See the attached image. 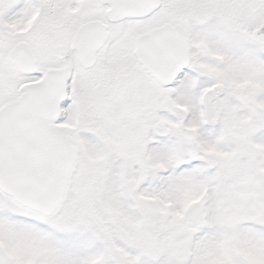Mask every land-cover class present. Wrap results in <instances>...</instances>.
Wrapping results in <instances>:
<instances>
[{
	"label": "snow or ice",
	"instance_id": "1",
	"mask_svg": "<svg viewBox=\"0 0 264 264\" xmlns=\"http://www.w3.org/2000/svg\"><path fill=\"white\" fill-rule=\"evenodd\" d=\"M0 264H264V0H0Z\"/></svg>",
	"mask_w": 264,
	"mask_h": 264
}]
</instances>
